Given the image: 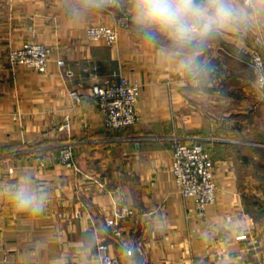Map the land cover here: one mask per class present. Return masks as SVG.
Wrapping results in <instances>:
<instances>
[{
  "label": "crops",
  "instance_id": "obj_1",
  "mask_svg": "<svg viewBox=\"0 0 264 264\" xmlns=\"http://www.w3.org/2000/svg\"><path fill=\"white\" fill-rule=\"evenodd\" d=\"M90 24L114 25L115 42L88 39ZM25 41L51 46L44 68L8 61ZM254 46L264 53V28L224 34L204 55L214 71L197 81L135 34L125 3L73 18L69 0H0V187L27 172L49 194L39 216L0 195V264H99L100 240L120 264H264L248 205L261 191L248 153L264 148ZM113 72L141 84L138 119L123 128L104 124L90 91ZM176 140L202 143L214 161L215 199L202 210L177 187ZM65 144L71 166L56 158ZM121 203L133 212L110 226Z\"/></svg>",
  "mask_w": 264,
  "mask_h": 264
},
{
  "label": "clouds",
  "instance_id": "obj_2",
  "mask_svg": "<svg viewBox=\"0 0 264 264\" xmlns=\"http://www.w3.org/2000/svg\"><path fill=\"white\" fill-rule=\"evenodd\" d=\"M111 0H69L70 15L82 16L102 9ZM135 34L150 46L159 45L163 61L175 64L193 80L202 81L213 71L204 59L206 51L226 33L242 37L264 28V0H126ZM264 85V73L260 75ZM14 208L30 216L43 214L49 194L23 173L14 187H0Z\"/></svg>",
  "mask_w": 264,
  "mask_h": 264
},
{
  "label": "built area",
  "instance_id": "obj_3",
  "mask_svg": "<svg viewBox=\"0 0 264 264\" xmlns=\"http://www.w3.org/2000/svg\"><path fill=\"white\" fill-rule=\"evenodd\" d=\"M115 0H111L113 2ZM126 3V0H122ZM88 39H101L106 44H113L117 38L114 25L90 24L86 28ZM252 50V49H251ZM250 50V61L257 74L258 86L260 75L264 73V55L256 49ZM52 52L50 45L36 41H25L19 47L9 48L7 57L11 64H25L27 66L42 69ZM63 63V59H58ZM141 84L130 81L128 77L120 72L96 80L90 88L91 93L97 98L99 110L104 114V124L111 128L126 127L138 119L137 100ZM70 125L66 119L58 125V129L68 128ZM60 163L67 166L73 165L72 151L69 145L60 147L56 156ZM172 170L175 181L180 192L185 196H192L195 206L202 210L205 205L215 199V171L214 161L209 150L200 142H174ZM132 207L121 203L106 222L115 226L119 219L130 216ZM101 254L99 264H120L117 256L109 250L107 242L100 240L97 244Z\"/></svg>",
  "mask_w": 264,
  "mask_h": 264
},
{
  "label": "rangeland",
  "instance_id": "obj_4",
  "mask_svg": "<svg viewBox=\"0 0 264 264\" xmlns=\"http://www.w3.org/2000/svg\"><path fill=\"white\" fill-rule=\"evenodd\" d=\"M117 1L125 3L122 0H115V1H113L111 3H116ZM116 31H117V29H116ZM251 49L252 50L256 49V50L260 51V49L257 46L251 47ZM249 53H250V51H249ZM262 54L264 55V53H262ZM250 59L251 58H250V55H249V64L252 67ZM254 72H255V70H254ZM255 84H256V88H257V90H258V92L260 94V97L264 99V97H262V95H261L263 89H261V87L258 86L256 72H255ZM256 153H257L256 175L258 177L257 190L260 189L261 191H260V195H257L255 199L252 198V199L249 200V204L248 205H249L250 209L253 211L254 217L257 218V221H258L259 225L264 228V148H261V147L260 148H256L255 151L253 150V151H251V153L249 152L248 154H256Z\"/></svg>",
  "mask_w": 264,
  "mask_h": 264
}]
</instances>
